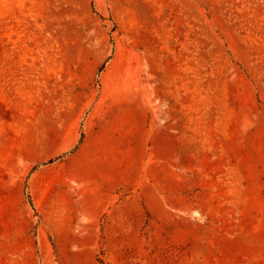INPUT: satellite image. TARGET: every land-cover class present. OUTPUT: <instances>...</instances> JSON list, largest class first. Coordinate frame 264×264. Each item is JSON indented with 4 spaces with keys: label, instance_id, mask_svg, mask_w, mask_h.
Here are the masks:
<instances>
[{
    "label": "rangeland",
    "instance_id": "obj_1",
    "mask_svg": "<svg viewBox=\"0 0 264 264\" xmlns=\"http://www.w3.org/2000/svg\"><path fill=\"white\" fill-rule=\"evenodd\" d=\"M0 264H264V0H0Z\"/></svg>",
    "mask_w": 264,
    "mask_h": 264
}]
</instances>
